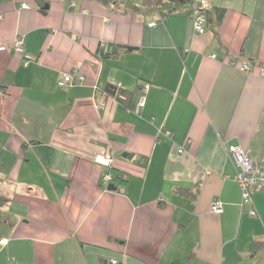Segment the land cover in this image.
<instances>
[{"label": "crops", "instance_id": "1", "mask_svg": "<svg viewBox=\"0 0 264 264\" xmlns=\"http://www.w3.org/2000/svg\"><path fill=\"white\" fill-rule=\"evenodd\" d=\"M131 1L0 0V264H264V191L251 216L227 151L264 154V0H206L204 34Z\"/></svg>", "mask_w": 264, "mask_h": 264}, {"label": "built area", "instance_id": "2", "mask_svg": "<svg viewBox=\"0 0 264 264\" xmlns=\"http://www.w3.org/2000/svg\"><path fill=\"white\" fill-rule=\"evenodd\" d=\"M206 0H192L189 18L193 22L195 33L204 34L207 32V17L205 13L202 11L203 3ZM24 7H29V4L24 3ZM3 18V14L0 12V20ZM163 20V19H162ZM157 24V21H153L149 23V26H154ZM10 46L7 43L0 41V52L6 51ZM12 48L20 54L25 56V64H28L30 61V55L26 52L25 47V38L18 36L13 41ZM102 51L104 54L110 51V46L108 44H103ZM216 57V55H213ZM243 70H250L246 63L241 65ZM262 76H264V70L261 72ZM85 80V75L79 71V69H74L69 73H65L62 77H60L58 81V85L60 87H67L69 84H73L74 81L83 82ZM116 87H120L117 83H114ZM149 90V84H145L142 87V91L144 93V97L142 98L140 105L143 106L145 104V95ZM99 109H104L106 107L105 101H100L98 103ZM168 136L172 135V131L166 132ZM184 148L180 149V152H183ZM227 151L230 157L233 159L236 168H237V179L240 183L243 192V202L242 206L244 207L247 202L250 203L252 208L249 211L251 216H255L257 214L254 204H253V196L255 193H261L264 191V154L258 157L257 159H253L251 157V149L244 148L240 144H231L227 145ZM94 162L103 168L101 179L105 181L107 184L113 182V174L111 172V168L115 163V155L111 150H107L103 153H98L94 156ZM212 210L221 214L224 210L223 204L221 201L216 200L212 204ZM1 243L3 241H0ZM116 263V261H114Z\"/></svg>", "mask_w": 264, "mask_h": 264}, {"label": "trees", "instance_id": "3", "mask_svg": "<svg viewBox=\"0 0 264 264\" xmlns=\"http://www.w3.org/2000/svg\"><path fill=\"white\" fill-rule=\"evenodd\" d=\"M99 1L102 2L104 5L108 7H113L115 9H119L121 6L120 4H123L125 6L124 11H128V10L138 11L139 10V8H137L132 3L131 0H99ZM191 2L192 0H145L143 5L145 6V8L155 10L158 15V21H161L162 19H165L166 16H169L170 14H172L177 9V7L184 5V4L191 5ZM42 10L46 12L44 8H42ZM202 11L206 15V11L204 7H202ZM217 11H218L217 21L221 22L222 18L225 15V9L218 8ZM107 54L109 53H106L105 55ZM24 59H25V56H24ZM108 91L111 94L117 95L121 99L126 98V92L122 90V88L116 87L115 85H111L110 87H108ZM111 172L113 174V182L122 179V177L119 174H117V172H115L114 166L111 168ZM9 200L10 199L8 197L0 194V207L6 205V203L9 202Z\"/></svg>", "mask_w": 264, "mask_h": 264}, {"label": "water", "instance_id": "4", "mask_svg": "<svg viewBox=\"0 0 264 264\" xmlns=\"http://www.w3.org/2000/svg\"><path fill=\"white\" fill-rule=\"evenodd\" d=\"M108 189H109V190H115V189H117V187H116V185H115L114 183H110V184L108 185Z\"/></svg>", "mask_w": 264, "mask_h": 264}, {"label": "rangeland", "instance_id": "5", "mask_svg": "<svg viewBox=\"0 0 264 264\" xmlns=\"http://www.w3.org/2000/svg\"><path fill=\"white\" fill-rule=\"evenodd\" d=\"M203 4H204V3H203ZM203 4H202V5H203ZM251 157H252V156H251ZM252 158H253V157H252ZM253 159H254V158H253ZM215 201H216V200H215ZM213 202H214V201H213ZM213 202H212V204H213ZM212 204H211V207H212ZM211 209H212V208H211ZM0 217H1V215H0ZM0 220H1V219H0Z\"/></svg>", "mask_w": 264, "mask_h": 264}]
</instances>
